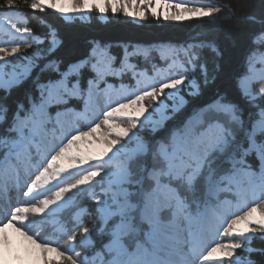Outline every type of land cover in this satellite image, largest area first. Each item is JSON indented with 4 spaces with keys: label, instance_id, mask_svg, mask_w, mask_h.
Wrapping results in <instances>:
<instances>
[{
    "label": "snow or ice",
    "instance_id": "snow-or-ice-1",
    "mask_svg": "<svg viewBox=\"0 0 264 264\" xmlns=\"http://www.w3.org/2000/svg\"><path fill=\"white\" fill-rule=\"evenodd\" d=\"M6 5L12 10L14 0ZM30 8L51 9L66 19L95 10L101 16L111 11L143 21L150 14L176 22L219 11L204 0H32ZM248 19L262 25L252 36L258 47L246 55L245 70L233 76L232 94L209 88L221 65L210 76L207 64L199 62L197 49L220 54L214 41L183 46V58L176 47L164 46L165 64H153L149 73L130 59H147L146 49L125 47L117 64L107 47L93 42L86 55L66 62L56 55L63 44L57 29L41 37L9 21L12 39L0 46V184L10 183L24 202L0 219V264H242L235 256L244 247L240 240L264 233V87L253 88L264 79V19ZM127 74L133 84L107 83L108 77ZM28 80L33 89L10 109L6 101L13 89ZM101 97L105 103L97 110L94 101ZM74 100L83 101L82 111ZM69 114L73 124L65 127ZM80 120L87 130L76 126ZM169 121L163 138L141 135L155 136ZM69 176L74 182L65 180ZM221 191L234 192L236 211L218 200ZM85 195L95 204L92 229L84 217L93 212L79 203ZM69 208L75 209L71 218L58 219ZM30 215L39 222L53 218L69 248L32 232L37 221ZM224 223L222 234L235 242L207 248V235ZM93 232L101 238L99 248ZM178 250H185L181 262Z\"/></svg>",
    "mask_w": 264,
    "mask_h": 264
},
{
    "label": "trees",
    "instance_id": "trees-1",
    "mask_svg": "<svg viewBox=\"0 0 264 264\" xmlns=\"http://www.w3.org/2000/svg\"><path fill=\"white\" fill-rule=\"evenodd\" d=\"M31 2L32 0H14L15 7L9 10L6 0H0V6H3L0 7V15L3 13L18 15L21 26L30 28L32 32H36L40 36L47 34L50 28L57 29L63 44L57 50L56 55L62 57L66 62L86 55L93 42H99L102 47H107L109 53L116 57L117 64L124 54L125 47L129 50L139 47L141 50L148 51L147 59L144 56H134L130 58L131 62L138 68H147L151 73L153 64L158 66L165 64V61L161 59L162 54H168L166 51L162 52L164 46L176 47L183 58V46L198 41H214L220 54L217 55L207 47L197 49L200 54L199 62L207 64L210 76L213 74L215 64L222 66L223 71L217 74L215 82L209 85V88L227 91L229 94L235 91L233 76L245 70L246 55L250 50L258 47L252 43V36L261 29L262 25L249 20L248 17L254 16L257 21L264 19V0H204V4L219 8V11L210 18L205 17L200 20L193 19L184 22L162 21L153 17L147 18L143 22L122 17L103 20L98 16V13L87 21L68 20L51 9H46L44 12L34 11L30 8ZM197 76H199V72H197ZM121 80L129 85L134 83L131 74L124 75L120 79L108 77L107 83L120 85ZM104 86V84L100 85L101 88ZM32 89L31 80L25 81L19 88L13 89L12 95L6 101L9 108H14L17 101H23L26 92ZM2 95L3 93H0V96ZM198 102L194 101V103ZM71 104L77 110H83V101L74 100ZM50 112L55 115L56 108L53 107ZM184 114L181 113L177 120L182 119ZM75 123L81 130L87 129L86 121L80 120ZM172 123L169 121L168 125L160 131L159 138H163L167 134ZM249 161L252 163L253 169L257 170L258 164L254 158L250 157ZM249 197L254 201L251 195ZM218 200L223 202L229 212L237 210L238 201L233 191L219 192ZM82 203V206H86L92 211V201L84 199ZM243 208H240V212ZM222 226L225 227L226 223L220 224L218 230L214 227L213 232L207 235L206 246L211 241L214 244L219 242ZM95 241L96 247L99 248L100 244L96 239ZM249 244L253 249L247 253L251 264H264V239L257 235H250ZM204 249L202 248V250ZM92 251L93 249H90L87 252L91 255Z\"/></svg>",
    "mask_w": 264,
    "mask_h": 264
},
{
    "label": "rangeland",
    "instance_id": "rangeland-1",
    "mask_svg": "<svg viewBox=\"0 0 264 264\" xmlns=\"http://www.w3.org/2000/svg\"><path fill=\"white\" fill-rule=\"evenodd\" d=\"M204 6H208V5L204 4ZM210 7H212V6H210ZM97 13H98L97 11L93 10L90 13H87V14L82 15V16H78V17L77 16H72L68 20L78 19V20L87 21V20L91 19V17L94 14H97ZM98 16L101 19H103V20H109L111 18H116V17H122V18H126V19H132L130 17H126L123 13L113 14L111 11H109L106 14V16H101L100 13H98ZM150 17H152V16L149 14L147 16V18H150ZM159 20L165 21V20H163V18H161ZM9 21L16 23L20 27H23L20 24L21 22L19 21L18 15L10 14V13L1 14L0 15V46H4L5 41L12 39L11 29L9 27ZM33 33L34 34H37L36 32H33ZM45 35L46 34H44L41 37H44ZM41 47H47V44H43V45H41ZM26 51L28 53H31L33 50L32 49H26ZM257 67H260V65H257ZM261 87H264V79H260L258 82H256L253 85V88L254 89H259ZM104 103H105V101H104L103 97H101L98 100L94 101V106L98 110L99 107H102ZM100 120H102V115L99 116L96 119L95 122L98 123V122H100ZM63 121H64V124H65V127H70L73 124V118H72V116L70 114L69 115H66L65 117H63ZM122 126H126V122H122ZM160 131H158L155 134V136H153L152 134H150L148 132H142L141 135H143L146 139H159V136L161 135ZM65 180L67 182H74L73 177H70V176L69 177H66ZM9 186H11L10 183L9 184H5V191L3 192L4 196L5 197H9V199L11 201V205L12 206H7V204H5V207H7V208L15 207V204L17 203V201L15 200V198L12 197V196H10V195H15L16 194V197L18 196V193H15L14 190L8 189ZM23 190H26V189H23ZM49 195H51V193H49ZM66 195H70V194H66ZM84 199L86 201H91L86 195L85 196H82L80 198V200H79L80 205H83L82 202H83ZM23 202H24V198L22 199L21 204ZM247 202L250 204V203L253 202V200H251L249 198V196H248L247 197ZM256 202H259V201H256ZM91 208H92L93 214L91 216H85L84 217V226L85 227H88L90 229H92L93 226L96 224V218H95V214H94L95 204L93 202H92ZM74 210H75L74 208H69V209L65 210L64 212H62L61 214H59L58 219H60L61 221L69 220L71 218V213ZM245 210H246V206L243 208L242 212L245 211ZM242 212H241V214H242ZM29 219L30 220H33V221H37V223H34L33 225H31V231L32 232H39L40 236L43 237V238H46V239H47V235L53 233L52 231H53L54 226H53V224L51 222L53 218L49 217L47 221H45V222H39L40 221V218L39 217L30 215ZM43 228H44V230L41 231V229H43ZM223 228L224 227L220 228V231H221V242L220 243L235 242V240L237 238H234V237H226V236H224L222 234L223 233ZM78 232H79V230H77V233ZM250 235H257V237H259L261 239H264V233L259 232V231L255 232V233H251ZM92 238L94 240L96 239L97 242L100 244L101 238L98 237L95 232L92 233ZM104 239L106 240L107 238L105 237ZM79 240H80V236H79V234H77V241H76L77 250L80 251L83 254L86 250L84 248H80L79 247ZM240 242L243 244L244 247L241 248V249H237L236 252H235V256L238 257L241 260L242 264H246V261H251L249 255L247 254L248 253L247 249L248 248H251L252 246L249 244V240H242L241 239ZM53 246H59L61 250H67L69 248V246H70V242L68 241V239H67V237L65 235L59 234V238L57 240V243H54ZM88 250H90V249H88ZM184 251L185 250H178L177 256H176V259L178 260V262H181V261H183V260L186 259V257L183 254ZM200 259H202V256H200Z\"/></svg>",
    "mask_w": 264,
    "mask_h": 264
}]
</instances>
